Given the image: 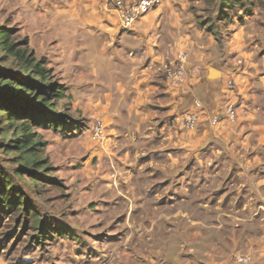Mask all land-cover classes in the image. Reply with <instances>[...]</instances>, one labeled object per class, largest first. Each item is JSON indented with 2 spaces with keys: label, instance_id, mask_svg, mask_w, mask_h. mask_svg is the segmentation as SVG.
<instances>
[{
  "label": "crops",
  "instance_id": "crops-1",
  "mask_svg": "<svg viewBox=\"0 0 264 264\" xmlns=\"http://www.w3.org/2000/svg\"><path fill=\"white\" fill-rule=\"evenodd\" d=\"M4 1L37 46L57 49L66 83L79 89L82 109L100 116L102 132L105 124L115 128L108 151L125 210L108 249L90 264H241L237 256L264 264L263 234L241 233L264 209V8L253 7L221 34L198 22L191 0H163L131 30L109 0ZM183 52L186 93L167 76ZM228 99L239 102L237 118L212 124ZM197 100L199 125L185 130L181 119ZM253 172L260 176L254 187ZM221 174L243 179L249 200L241 205L255 212L234 218L240 236L222 233L236 223L229 215L195 217V201L212 204Z\"/></svg>",
  "mask_w": 264,
  "mask_h": 264
},
{
  "label": "rangeland",
  "instance_id": "rangeland-1",
  "mask_svg": "<svg viewBox=\"0 0 264 264\" xmlns=\"http://www.w3.org/2000/svg\"><path fill=\"white\" fill-rule=\"evenodd\" d=\"M191 2L198 22L221 34L237 18L251 16L253 7L264 8L260 0H239L228 9L221 8L220 0ZM9 5L0 0V26L15 29L14 39L29 37L30 49L35 51L38 60H46L51 82L60 86L66 98L50 102L56 112L54 120L63 125L32 126L35 140L39 142L37 159L41 163L38 167L30 168L17 153L6 152V144L15 136L11 133L0 136V187L9 186V200L16 201L4 204L0 199V264H90L95 262L100 248L104 252L108 249L109 233L117 229L118 216L125 210L113 186L117 181L112 172L115 160L108 151L115 128L105 124L101 138L94 137L100 116L95 110L82 109L79 89L69 87L65 81L62 56L56 48L37 46V37L21 29L16 9ZM4 56L0 51V69L12 68L14 65L2 63ZM227 90L233 100L238 97L237 88L230 91L227 87ZM232 99L227 103H233L238 111L239 102ZM227 103L221 112L222 121L230 120L225 113ZM41 109L47 110V107ZM259 177L254 172L248 175L252 187ZM244 186L239 176L231 175L229 179L228 175L221 174L218 185L213 188L217 192L212 204L200 206L195 201V217L229 215L236 221L235 217L252 216L255 212L241 205L249 200ZM213 189L202 194L205 196ZM256 221L241 233L264 236V209ZM217 224L210 222V225ZM236 224L241 223L225 224L222 233L240 236L239 230L233 229ZM237 246L241 248L239 242Z\"/></svg>",
  "mask_w": 264,
  "mask_h": 264
},
{
  "label": "trees",
  "instance_id": "trees-1",
  "mask_svg": "<svg viewBox=\"0 0 264 264\" xmlns=\"http://www.w3.org/2000/svg\"><path fill=\"white\" fill-rule=\"evenodd\" d=\"M233 0H220L221 8H226ZM13 28L0 26V51L5 56L2 63L14 65L0 69V136L11 133L15 138L6 144V152L17 153L26 166L38 167L39 142L32 132L36 124L44 127L63 125L54 120L56 112L51 109V100L66 98L63 90L52 83L46 68V60H38L35 51L30 49L29 37L14 39ZM47 107V110L41 109ZM4 188V190H3ZM9 186L2 184L0 199L4 204H15L9 200Z\"/></svg>",
  "mask_w": 264,
  "mask_h": 264
},
{
  "label": "built area",
  "instance_id": "built-area-1",
  "mask_svg": "<svg viewBox=\"0 0 264 264\" xmlns=\"http://www.w3.org/2000/svg\"><path fill=\"white\" fill-rule=\"evenodd\" d=\"M163 0H109V4L117 12L121 26L124 30H131L145 15L155 10L162 4ZM189 55L186 52L180 53L173 68L167 71L168 80L171 86L177 90L186 93V83L188 75ZM242 63V62H240ZM228 89L234 91L237 86L231 78L228 80ZM227 103V102H226ZM202 103L197 100L195 102V110L187 112L181 119V125L185 130H195L199 125L201 117ZM225 113L228 119L235 120L237 118V110L233 103H227ZM223 115L220 113L211 119L212 124H218L222 121ZM103 135L102 124L95 126L94 137L101 138ZM249 257L237 256L236 261L241 264L248 263Z\"/></svg>",
  "mask_w": 264,
  "mask_h": 264
},
{
  "label": "water",
  "instance_id": "water-1",
  "mask_svg": "<svg viewBox=\"0 0 264 264\" xmlns=\"http://www.w3.org/2000/svg\"><path fill=\"white\" fill-rule=\"evenodd\" d=\"M213 74H216V71L215 70H211V75H213ZM213 77V76H212Z\"/></svg>",
  "mask_w": 264,
  "mask_h": 264
}]
</instances>
